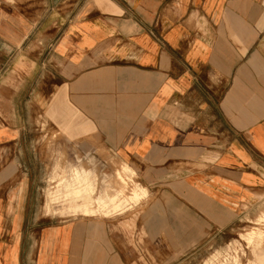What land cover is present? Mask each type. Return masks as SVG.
<instances>
[{
  "label": "crops",
  "instance_id": "0c3cea01",
  "mask_svg": "<svg viewBox=\"0 0 264 264\" xmlns=\"http://www.w3.org/2000/svg\"><path fill=\"white\" fill-rule=\"evenodd\" d=\"M79 159L142 196L44 215ZM262 207L264 0H0V264H199Z\"/></svg>",
  "mask_w": 264,
  "mask_h": 264
},
{
  "label": "rangeland",
  "instance_id": "374dc122",
  "mask_svg": "<svg viewBox=\"0 0 264 264\" xmlns=\"http://www.w3.org/2000/svg\"><path fill=\"white\" fill-rule=\"evenodd\" d=\"M87 163L79 159L78 165L47 169L48 181L42 188L44 215L64 218L98 209L110 213L142 196L127 168L116 165L118 179L109 186L104 181L106 172L99 167L94 173ZM91 203L97 209L90 208ZM261 253L264 255V207L239 217L225 228L212 227L211 249L199 264H264Z\"/></svg>",
  "mask_w": 264,
  "mask_h": 264
}]
</instances>
